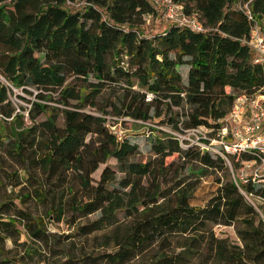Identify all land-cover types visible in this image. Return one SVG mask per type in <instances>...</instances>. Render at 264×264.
Returning a JSON list of instances; mask_svg holds the SVG:
<instances>
[{
    "label": "trees",
    "instance_id": "trees-1",
    "mask_svg": "<svg viewBox=\"0 0 264 264\" xmlns=\"http://www.w3.org/2000/svg\"><path fill=\"white\" fill-rule=\"evenodd\" d=\"M171 1L203 30L166 21L145 34L150 0H0V264H264L262 203L240 193L264 202L263 187L239 191L219 156L160 129L144 133L145 155L111 130L108 115L216 129L237 95L264 93L240 9L259 21L264 0ZM30 88L24 116L9 93ZM192 164L196 177L221 173L197 202ZM57 223L68 232L47 231Z\"/></svg>",
    "mask_w": 264,
    "mask_h": 264
},
{
    "label": "built area",
    "instance_id": "built-area-1",
    "mask_svg": "<svg viewBox=\"0 0 264 264\" xmlns=\"http://www.w3.org/2000/svg\"><path fill=\"white\" fill-rule=\"evenodd\" d=\"M160 6L165 10V20L192 31L203 30L195 16H186L180 12V5L174 4L171 0H161ZM240 9L250 22L245 43L250 49L251 60L254 63H263L264 18L256 21L245 5ZM150 98L151 95L146 94L145 101H149ZM217 123L216 129L198 126L180 131L166 130V133L175 137L180 147L195 146L200 152L219 156L226 163L229 178L238 190V184L248 182L264 188V93L237 95L228 112L217 120ZM112 126L111 130L117 135L122 134L113 130ZM240 153L251 155V159L241 161L237 169H232L229 157ZM240 193L252 205L263 202L259 196L242 191Z\"/></svg>",
    "mask_w": 264,
    "mask_h": 264
},
{
    "label": "rangeland",
    "instance_id": "rangeland-1",
    "mask_svg": "<svg viewBox=\"0 0 264 264\" xmlns=\"http://www.w3.org/2000/svg\"><path fill=\"white\" fill-rule=\"evenodd\" d=\"M151 4L155 7L157 13L156 15H154L153 17H149L148 22L145 23V27L143 28L144 33H148L150 35H153L157 32H159L162 28H164L165 26H167V23L165 20V10H162L160 4H161V0H150ZM181 7V6H180ZM180 12H181V8H180ZM177 13H179V11H177ZM183 79H185L186 75H185V69L182 68L180 69ZM10 88V87H9ZM134 89H136V87H133ZM36 94V91L32 88H30L28 90L27 93L22 92L21 90H15V89H11V93H9V99L14 103L16 109H20L23 108V115H26V109H28L31 101L34 100V95ZM21 97V98H18ZM105 97V95L103 94L102 99ZM51 101H48L47 104L49 106H58V104H56L55 99H56V93H52L51 94ZM110 101H112V98H109ZM85 111L89 112L90 110L85 108ZM171 111H175L174 108H171ZM109 119V122L112 123L114 126H112L113 130H116L118 132L121 133H129L132 134L131 137L132 140L131 142H135L137 143V147L138 150L140 151V153H142L143 155H145V153H148V144H147V139L144 136V133L146 132V130H148V128H153V129H160L162 132H166V130L171 131V129L169 127H166L164 125H159V119L157 118H152L151 120L143 123L145 126L143 127H139V123H135V121L129 119V118H117V117H112L111 115L107 116ZM24 123H27L26 120L24 119ZM58 124H61L60 119L58 120ZM146 128V129H144ZM178 134V133H176ZM102 168V166H100V168L98 169V171H96V173L93 175L94 179H97L99 170ZM199 168L198 165L196 164H192L190 166V170L189 172H187L186 170L183 171V174H187L188 173V178H184L185 180H193V179H197L199 181V183L196 185L195 190L192 193V201L193 202H197L200 195L204 194L206 190H208L210 187H212L214 185L215 182V178H221L220 175L221 173H214V174H206L200 177H196L198 175H195L196 173H198L197 169ZM188 170V169H187ZM190 171L194 174H190ZM221 180V179H220ZM231 180V179H230ZM262 207L264 210V202H262ZM92 219V217H91ZM47 231L50 233H63V232H68V229L65 227V225L63 223H57L54 225H51L50 227L47 228ZM213 231L215 233V235L219 238H228L231 242L233 243H238V240L234 234V229L233 227H213ZM23 238L21 237L20 240H22ZM6 246L10 248V244L7 242Z\"/></svg>",
    "mask_w": 264,
    "mask_h": 264
}]
</instances>
